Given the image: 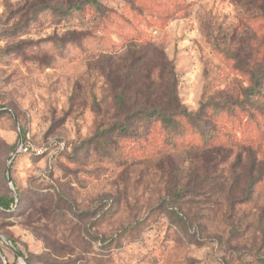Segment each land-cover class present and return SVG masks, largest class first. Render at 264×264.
Instances as JSON below:
<instances>
[{"label":"rangeland","instance_id":"374dc122","mask_svg":"<svg viewBox=\"0 0 264 264\" xmlns=\"http://www.w3.org/2000/svg\"><path fill=\"white\" fill-rule=\"evenodd\" d=\"M70 1L0 0V198L15 200L0 264H264V179L247 194L264 157L261 0H128L141 17L100 0L101 26ZM147 45L188 112L230 101L207 116L245 148L209 150L185 121L176 145L159 125L119 134L116 66ZM19 139L48 149L13 155Z\"/></svg>","mask_w":264,"mask_h":264},{"label":"trees","instance_id":"16d2710c","mask_svg":"<svg viewBox=\"0 0 264 264\" xmlns=\"http://www.w3.org/2000/svg\"><path fill=\"white\" fill-rule=\"evenodd\" d=\"M122 1L124 6L129 8V11L137 13L139 17L142 16L143 11H139L138 6L132 8L128 0ZM259 7L264 14V0H261ZM67 10L77 13L86 10L92 12L98 17L95 26L103 25L108 15L114 12L102 4L100 0H71ZM120 61L121 64L116 66V69L119 70L114 73L115 79H118V82L119 79L122 81V85L120 84L117 88L114 98L116 110L124 115L122 121L114 125L120 135L136 136L139 130L146 128L149 132L154 125H159L163 132L169 134L170 140L174 142L173 145H176L183 141L180 130L181 121H185L199 137L202 146L209 150L212 147L214 149L222 147V149L230 151L240 146L245 148L246 145L240 141H233L226 134L220 132L218 134L215 123L211 122L207 116L208 111H214L217 113L216 115L224 112L230 101H224L221 104L208 101L201 104L195 113L188 112L181 105L177 96L174 67L163 51L151 45L139 46L136 50L129 49L125 58ZM262 76L264 77L263 74ZM253 81L251 87L245 89L242 94L246 99L254 98L259 93L261 84L256 80ZM131 103L132 105L139 104L138 108L130 111L128 106ZM256 111L264 117L262 109L256 108ZM223 139L225 140L223 141ZM228 141H230L229 144L224 145ZM260 166L258 177L251 180L248 185L247 194H252V188L264 179V157L261 158ZM182 192L183 190L177 191V196L179 197ZM17 196L19 197V195ZM14 205L15 200L13 198H0V209L10 210Z\"/></svg>","mask_w":264,"mask_h":264},{"label":"built area","instance_id":"2783aa9c","mask_svg":"<svg viewBox=\"0 0 264 264\" xmlns=\"http://www.w3.org/2000/svg\"><path fill=\"white\" fill-rule=\"evenodd\" d=\"M62 147H63V144L59 143L57 144L56 149L59 150V149H62ZM47 149L48 148H46L45 146L35 147L29 144L21 143L19 147V154L41 156L46 152Z\"/></svg>","mask_w":264,"mask_h":264},{"label":"water","instance_id":"95a60500","mask_svg":"<svg viewBox=\"0 0 264 264\" xmlns=\"http://www.w3.org/2000/svg\"><path fill=\"white\" fill-rule=\"evenodd\" d=\"M12 116H13V120L16 122L17 120H16L15 116H14L13 114H12ZM21 143H22V141H21V139H19L18 144H17V147H16V150H15V152L13 153V155H16V154L19 153V147H20ZM6 181L8 182V184L11 183V179H10V177H9V168H8V167L6 168ZM16 197H17V196H16V194H15V198H16Z\"/></svg>","mask_w":264,"mask_h":264}]
</instances>
